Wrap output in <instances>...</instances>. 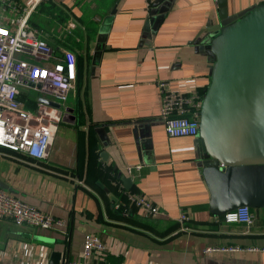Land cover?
Wrapping results in <instances>:
<instances>
[{
    "label": "crops",
    "instance_id": "crops-1",
    "mask_svg": "<svg viewBox=\"0 0 264 264\" xmlns=\"http://www.w3.org/2000/svg\"><path fill=\"white\" fill-rule=\"evenodd\" d=\"M259 4L264 0H156L150 8L145 0H43L31 11L42 38L75 53L77 79L48 156L35 160L0 147V178L65 226L0 218L13 227L0 236L5 249L14 240L10 261L50 264L53 252L59 264L76 261L85 235L94 233L109 245L100 264H264V208L251 226L211 214L197 137L169 136L160 117L163 91L207 88V35ZM70 21L80 31H68ZM38 97L22 91L20 99L34 110ZM120 175L131 177L129 189ZM133 192L152 200L160 215L131 205ZM229 247L238 249H219Z\"/></svg>",
    "mask_w": 264,
    "mask_h": 264
},
{
    "label": "built area",
    "instance_id": "built-area-1",
    "mask_svg": "<svg viewBox=\"0 0 264 264\" xmlns=\"http://www.w3.org/2000/svg\"><path fill=\"white\" fill-rule=\"evenodd\" d=\"M42 1L0 0V20L5 19L4 24L0 23V147L26 154L35 160L48 156L69 93L75 88L77 79L75 53L64 46L50 45L30 22L31 11L36 10ZM145 1L150 8L156 0ZM7 8L14 12L7 11ZM67 30L80 31V27L77 22L70 21ZM161 86L164 87V84ZM22 87L39 92L36 109L25 108L20 99ZM202 96L200 92L186 95L178 91H163L160 117L169 136H198V112ZM41 98L59 103L60 107L40 101ZM128 172L132 173V168H128ZM127 197L130 204L139 208L145 216L160 215V208L144 195L133 192ZM5 217L11 218L17 225L44 229L65 226L63 219L55 218L0 186V218ZM223 219L228 223L251 226L256 215L250 207L241 206L226 212ZM179 220L183 224L187 222L188 213L181 212ZM108 250L109 245L98 235L87 233L80 258L71 262L64 259L61 264H100L105 260ZM0 255L4 253L0 252ZM0 264L46 263H21L14 260Z\"/></svg>",
    "mask_w": 264,
    "mask_h": 264
},
{
    "label": "water",
    "instance_id": "water-1",
    "mask_svg": "<svg viewBox=\"0 0 264 264\" xmlns=\"http://www.w3.org/2000/svg\"><path fill=\"white\" fill-rule=\"evenodd\" d=\"M207 36L201 49L212 66L198 112L196 161L209 211L224 216L241 206L264 208V4L223 21ZM119 178L129 189L131 177ZM0 186L8 188L1 178ZM59 257L53 252L50 264H59Z\"/></svg>",
    "mask_w": 264,
    "mask_h": 264
},
{
    "label": "rangeland",
    "instance_id": "rangeland-1",
    "mask_svg": "<svg viewBox=\"0 0 264 264\" xmlns=\"http://www.w3.org/2000/svg\"><path fill=\"white\" fill-rule=\"evenodd\" d=\"M54 1H56V2H61L62 0H54ZM40 5V4H39ZM76 7H74L73 8V10L74 9H76L77 8V6L78 5H76V4H74ZM45 8H46V10H48V9H50V4H49V2H45ZM38 9V8H37ZM36 9V10H37ZM208 40L209 39H207L205 42H208ZM22 89V91H23V93L25 94V93H29V94H31L32 96H37L38 95V91L37 90H35V89H26V88H21ZM23 99V98H22ZM13 227H12V225L11 224H9V223H1V225H0V236H4V233L6 232V230H11ZM8 249L6 248L5 249V247H4V244H0V252L1 253H4V259H1L0 260V262H3L2 260H5V262H8V261H10V260H12V258H14L15 256H14V253L12 252V251H10L12 248H15V245H14V240H12V238L8 241ZM207 249H211L210 247L209 248H207ZM206 249V250H207Z\"/></svg>",
    "mask_w": 264,
    "mask_h": 264
},
{
    "label": "trees",
    "instance_id": "trees-1",
    "mask_svg": "<svg viewBox=\"0 0 264 264\" xmlns=\"http://www.w3.org/2000/svg\"><path fill=\"white\" fill-rule=\"evenodd\" d=\"M204 91H205V89H204L203 91H201L200 93L203 95ZM105 175L109 176V174H107V173H106ZM116 175H117V174H115L114 176L117 177ZM206 207H207V206H206ZM260 209H262V208H251V210H252L254 213L257 212V211L260 210ZM222 218H223V217H222ZM177 226H178V223H174V225H173L172 227L175 228V227H177ZM186 226H187V223L184 224V228H185Z\"/></svg>",
    "mask_w": 264,
    "mask_h": 264
}]
</instances>
